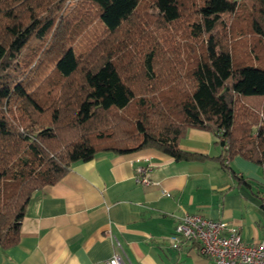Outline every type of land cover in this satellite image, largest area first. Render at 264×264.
<instances>
[{"label": "trees", "instance_id": "1", "mask_svg": "<svg viewBox=\"0 0 264 264\" xmlns=\"http://www.w3.org/2000/svg\"><path fill=\"white\" fill-rule=\"evenodd\" d=\"M192 128L264 180V0H0V249L76 162L205 160Z\"/></svg>", "mask_w": 264, "mask_h": 264}, {"label": "crops", "instance_id": "2", "mask_svg": "<svg viewBox=\"0 0 264 264\" xmlns=\"http://www.w3.org/2000/svg\"><path fill=\"white\" fill-rule=\"evenodd\" d=\"M180 148L208 158L175 161L145 148L76 162L57 183L31 194L18 243L0 249V264H105L115 252L129 264H211L194 242L171 247L184 213L225 221L246 243L264 240L260 168L240 156L224 167L220 146L204 130H187ZM137 166H150L153 184L134 181ZM235 176L250 181L252 189Z\"/></svg>", "mask_w": 264, "mask_h": 264}, {"label": "built area", "instance_id": "3", "mask_svg": "<svg viewBox=\"0 0 264 264\" xmlns=\"http://www.w3.org/2000/svg\"><path fill=\"white\" fill-rule=\"evenodd\" d=\"M227 148L225 142L223 152ZM227 164L228 158L224 154ZM150 166H137L134 181L142 186L153 184L149 176ZM171 247L178 248L183 243L194 242L200 255L211 264H264V240L246 243L239 229L222 220H212L197 214L184 213L179 217L170 236ZM116 250H121L115 240ZM105 264H129L118 252H115Z\"/></svg>", "mask_w": 264, "mask_h": 264}]
</instances>
